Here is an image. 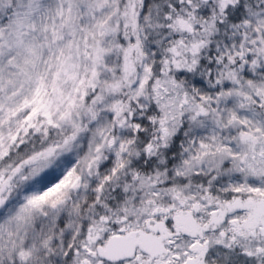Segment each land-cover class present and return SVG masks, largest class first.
I'll use <instances>...</instances> for the list:
<instances>
[{"label": "snow or ice", "instance_id": "obj_1", "mask_svg": "<svg viewBox=\"0 0 264 264\" xmlns=\"http://www.w3.org/2000/svg\"><path fill=\"white\" fill-rule=\"evenodd\" d=\"M0 264H264V0H0Z\"/></svg>", "mask_w": 264, "mask_h": 264}]
</instances>
